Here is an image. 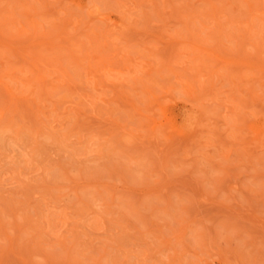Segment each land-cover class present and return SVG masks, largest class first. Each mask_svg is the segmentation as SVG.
Instances as JSON below:
<instances>
[{
    "label": "rangeland",
    "instance_id": "obj_1",
    "mask_svg": "<svg viewBox=\"0 0 264 264\" xmlns=\"http://www.w3.org/2000/svg\"><path fill=\"white\" fill-rule=\"evenodd\" d=\"M0 264H264V0H0Z\"/></svg>",
    "mask_w": 264,
    "mask_h": 264
}]
</instances>
